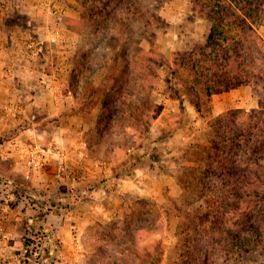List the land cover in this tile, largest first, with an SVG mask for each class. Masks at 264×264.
<instances>
[{
    "label": "rangeland",
    "instance_id": "1",
    "mask_svg": "<svg viewBox=\"0 0 264 264\" xmlns=\"http://www.w3.org/2000/svg\"><path fill=\"white\" fill-rule=\"evenodd\" d=\"M192 1L138 0L131 13L119 0H0V216L10 219L0 220V240H7L3 250L13 246L0 264H197L191 240L210 224L195 214L207 209L215 185L201 168L210 164L211 144L225 139L217 118L233 128L231 119L245 118L240 113H263L264 77L243 85L251 108L213 117L206 105L199 117L174 65L175 54L203 45L209 32ZM254 30L264 59V12ZM138 47L146 53L141 67ZM59 149L60 164L44 162ZM144 155L156 161L158 179L140 176ZM120 168L127 174L116 180L128 199L123 219L104 231L86 229L84 239L72 230L69 241L47 229L52 212L65 221L77 210L69 213L73 225L88 220L81 219L88 205L70 209L68 193L79 198L103 186L106 170ZM41 186L60 200L39 197ZM219 264H264V241Z\"/></svg>",
    "mask_w": 264,
    "mask_h": 264
},
{
    "label": "trees",
    "instance_id": "2",
    "mask_svg": "<svg viewBox=\"0 0 264 264\" xmlns=\"http://www.w3.org/2000/svg\"><path fill=\"white\" fill-rule=\"evenodd\" d=\"M123 1L134 13L138 0H119V3ZM192 3L193 10L209 22V32L203 45L175 54L174 65L179 71L175 74H179L192 93L196 112L204 118V106H210L213 95L253 85L264 77V59L255 42L261 38L254 30L256 18L264 12V0H193ZM124 21L119 17V24ZM144 23L147 28L152 24L148 19ZM137 50L141 67V56L146 53L140 47ZM255 90L258 92V88ZM258 108L264 110L261 102ZM245 112L240 113L245 118L231 119L233 128L227 125L229 119L223 123L226 116L217 118L220 129L225 128L221 134L225 139H214L209 149L212 153L207 156L210 164L201 168L204 177H211L215 185L208 188L211 203L207 209L195 214L196 218L201 217L200 221L210 224L208 231L191 240L193 262L197 264L235 261L264 241V194L259 190L264 187V112Z\"/></svg>",
    "mask_w": 264,
    "mask_h": 264
},
{
    "label": "crops",
    "instance_id": "3",
    "mask_svg": "<svg viewBox=\"0 0 264 264\" xmlns=\"http://www.w3.org/2000/svg\"><path fill=\"white\" fill-rule=\"evenodd\" d=\"M250 89L251 88H249L248 86H246V87L241 86L239 88L230 90L228 92L213 95L211 98V104H210L211 112L210 113H212L213 117H214V116H218L219 114H222L225 111H228V110H231L234 108L235 109L251 108V107H249L250 106L249 104H253V103H255V101L252 100V94H251ZM60 127L55 126L54 128L57 131H59ZM70 127L75 130V127H72V126H70ZM7 130L8 129H4L3 133L4 134H5V132L7 133ZM40 137H42V135ZM62 142L63 141H61L59 143L60 145L57 148L64 149L65 144H64V142L63 143ZM49 147L47 145L46 148H49ZM74 147H76V145H74ZM74 147H72V148H74ZM60 149H59V152L57 153V155L52 156L53 160L58 159L59 164H60L59 160H60V156H61L60 155V153H61ZM68 149H70V145H68ZM10 156H13V154L4 155V157H2V158H8ZM55 160L51 161V160L46 159L44 162H47L48 164L55 163V166H56L58 164L56 163L57 161L55 162ZM140 161L141 162L142 161L148 162V165H147L148 167H146V168L139 167L141 169L138 168V171L139 170L141 171L140 176H142L144 174V176L149 180H151V179L154 180L155 177L158 179L157 174L159 173V171H157L156 161L153 160V157H151L149 155H144V157H142ZM44 162L42 165L45 164ZM141 162H139V164ZM123 164L124 165L122 166V168L125 169V167H127L128 165H127V163H123ZM72 165L73 164L71 163V165H69L68 168L70 169V167ZM13 170H14V168H13ZM121 170H122L121 168L118 169L117 172L112 171V169L110 170V172H109V170H106L105 172H107V173H104V175L106 176L105 178H107V181L102 183L103 186L99 187V185H97L94 190L84 192V194L81 193L82 195H79L80 196L79 198H77L78 196L75 197V194H76L75 192H71V194L68 193V195L71 196V199H69V200H71L69 202V205H71V204L73 205L71 208H70V206H68V208H70V209L74 208V210H75L76 206H78V205H83V204L88 205L86 213H83L81 216V219L88 217V220H84L82 222H79L80 223L79 225H78V223L73 225L71 223L73 220L70 218L69 213L71 215H72V213L78 214L79 212L77 210L75 212L72 209V210H70L69 213L67 212L68 215L65 218V221H63V219L59 220L60 217H58L55 213L52 212L51 214L46 216L47 222L45 224L48 227L47 229H49L51 232H53L55 234V236H57V238H60L61 233H65L66 237L64 236L63 240L69 241L70 237H72V234H73L72 230L81 231L78 235H80V237L84 239V236H85L84 232L86 229H89V230L95 229L96 231H104L105 229H109V223L111 221L116 220V222H118L119 220L123 219V215L126 213V202L128 199L125 196V193L122 191V189L125 190L124 187H122V185H119V182L116 181L120 177V175H124V173H125V172H122ZM68 172H69L68 174L72 173L69 170H68ZM83 175L85 176V174H83ZM125 175H127V174L125 173ZM84 181H87V179H85ZM138 189H139V187H138ZM38 190H39L38 191L39 197H41V198L45 199V198L52 197V200H54V199L60 200V193L59 192H57L56 194L52 193V191L51 192L47 191V189L44 188L43 186L39 187ZM140 194H143L146 197L149 195L153 196L152 193L143 192V191ZM76 199H78L79 202H76ZM80 202H81V204H79ZM51 204H55V203H53V201H51ZM67 211H69V210H67ZM55 215H56V217H55ZM7 217L8 216H4V215L0 216V220L3 224V226H4V222L6 224L10 223V219H8ZM53 218H55V219H53ZM15 235H16V233H15ZM6 242H7V240H5V239L0 240V260H2V259L5 260L6 258H8L11 255L10 252H11V249H13V246L9 245V247H5L4 250L1 248V247L5 246ZM97 242H98L97 239H93L91 241V244H93V245L98 244Z\"/></svg>",
    "mask_w": 264,
    "mask_h": 264
},
{
    "label": "built area",
    "instance_id": "4",
    "mask_svg": "<svg viewBox=\"0 0 264 264\" xmlns=\"http://www.w3.org/2000/svg\"><path fill=\"white\" fill-rule=\"evenodd\" d=\"M32 221L30 220L29 223H31Z\"/></svg>",
    "mask_w": 264,
    "mask_h": 264
}]
</instances>
